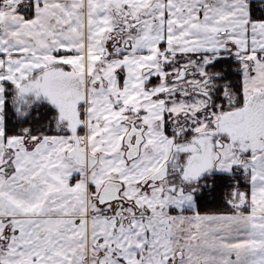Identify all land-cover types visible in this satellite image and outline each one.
<instances>
[{
    "label": "snow or ice",
    "instance_id": "1",
    "mask_svg": "<svg viewBox=\"0 0 264 264\" xmlns=\"http://www.w3.org/2000/svg\"><path fill=\"white\" fill-rule=\"evenodd\" d=\"M0 264H264V0H0Z\"/></svg>",
    "mask_w": 264,
    "mask_h": 264
}]
</instances>
